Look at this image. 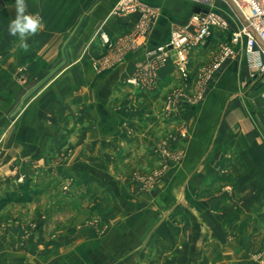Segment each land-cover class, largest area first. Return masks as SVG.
Segmentation results:
<instances>
[{
  "label": "rangeland",
  "instance_id": "1",
  "mask_svg": "<svg viewBox=\"0 0 264 264\" xmlns=\"http://www.w3.org/2000/svg\"><path fill=\"white\" fill-rule=\"evenodd\" d=\"M214 7L232 13L225 2H214ZM146 8L150 17L152 7ZM138 12L142 9L121 14ZM73 33L65 34L62 47L47 48L43 42L55 41L54 35L45 34L35 42L33 35L29 51L13 48L10 66L6 57L12 49L0 47V73L16 76L14 108L0 112V134L4 136L0 138V264H264V175L238 177L236 183L251 186L247 189L241 185L234 191L229 178L220 179V183L216 175L207 170L202 173L204 168L225 162L224 157L233 149L241 162L249 157L252 169L263 167L264 143H220L222 161L219 156L212 157L214 146L187 142L190 131L183 123L176 124L169 134L164 124L172 120V107L184 93L165 95L155 112L151 103L128 107L134 115L132 124L126 126L124 122L121 133L96 145V149L102 147L99 161L103 166L97 169L104 174L94 175L87 169V161L72 158L74 142H67L65 137L53 142L55 135L47 134V128H36L37 139L42 133L52 139L51 143L46 144V138L43 144L24 141L27 105L50 80L70 67ZM7 34L0 31V42ZM110 40L105 43L102 39L110 51L95 61L98 72L122 60V48ZM152 70L150 66L143 73L136 71L124 82L152 88L157 82ZM6 96H0V105L8 101L12 105V98L7 101ZM201 98L193 96L192 100ZM13 118L15 128L10 134L14 133L18 149L8 160L7 134L1 132ZM155 120H160V126ZM207 130L205 135H209ZM70 131H64L66 137L71 138ZM35 150L39 152L32 154ZM206 152L210 157L205 158L206 167H196ZM233 194L238 200L235 205ZM233 214L244 217L224 224L226 228L232 226L233 233L225 232L224 237L215 232L217 218ZM257 219L261 221L255 240L241 239L240 233L253 231L252 223ZM202 222H207L208 228ZM221 243L224 254L218 252Z\"/></svg>",
  "mask_w": 264,
  "mask_h": 264
},
{
  "label": "crops",
  "instance_id": "2",
  "mask_svg": "<svg viewBox=\"0 0 264 264\" xmlns=\"http://www.w3.org/2000/svg\"><path fill=\"white\" fill-rule=\"evenodd\" d=\"M120 1L26 0L27 12L39 14L44 24L43 30L35 35L34 42L50 33L56 40L48 42L46 38L42 46L62 47L65 34L74 32L70 45L74 54L70 67L64 68L50 80L27 105L26 119L23 121L27 136L25 142L43 144V138H46V144L51 143L52 139L44 137L42 133L38 134L40 139H37L36 128H47V134L52 132L55 135L53 142L62 140V137L67 138V142H74L75 154L72 158L87 161V169L93 171L94 175L104 174L97 169L103 166L99 161L102 147L96 149V145L107 142L105 138L111 140L117 133H121L124 122L126 126L132 124L134 115L128 107L140 102L151 103V111L155 112L163 97L175 91L184 93V98L172 107V120L164 124L169 134H172L175 126L183 123L190 131L187 142L201 145L206 143L208 146L212 145L207 147L212 149L214 146L212 157L219 156L222 161L224 154L220 150V143H264V82L260 83L263 77L256 76L248 65L245 37L237 42L233 40V33L241 29L242 20L231 7L232 13L218 9L228 24L225 27L215 26L213 34L204 44L194 45L189 49L188 76L185 77L177 67L175 54L172 52L163 59L164 55L161 56L158 47L170 39L174 29L183 27L189 21L196 4L192 0H139L146 7H152L153 14L148 17L143 11L114 13L113 9ZM219 1L229 5L224 0H215L216 3ZM15 16V0H0V31L8 33L2 37L0 47L12 49L11 52L8 50L6 57L9 66L14 60L10 55H15L13 48L17 47L18 42L17 37L11 36L8 31L9 23ZM103 32L115 41L116 48H122V60L113 68L98 72L93 66L95 61L110 51L103 44ZM32 37L26 41L29 48L32 47ZM227 45L233 49V54L222 58L223 48ZM150 66L157 80L154 87L140 88L124 82L134 72L140 70L143 73ZM15 79V74L8 73L6 76L0 73V90L4 91L0 96L7 95V101L12 98V105L9 101L8 106L0 105V112L14 108ZM198 95L202 97L201 100L193 101L192 97ZM78 113L82 115L77 117ZM159 122L160 120H155V124L158 125ZM5 126L7 130L3 129L1 133L7 134L6 153L10 160L15 157V150L18 149L14 133L10 134V130L14 132L15 118L7 120ZM75 128L77 129L74 130ZM204 129H210L209 135L204 134ZM69 130L71 138L65 135ZM2 137L4 136L0 134L1 139ZM38 152L39 150H35L32 154ZM236 156L233 149L224 157L225 162L212 168L210 166L208 170L204 168L205 158L209 157L206 152L200 156L196 167L204 168L202 173L207 170L210 175H216L218 180L229 178L234 191L241 185L250 189L251 183H236L237 178L251 174L264 175V166L252 169L249 157L246 162H241ZM219 165L225 166L220 168ZM184 169L190 172V168ZM253 185L256 186L255 183ZM254 192H257V188H254ZM232 196L235 205L238 200L234 194ZM234 205L225 207L231 208ZM233 215L218 217L216 225L219 226L215 232H220L224 237H227L225 232L232 234L235 229L232 226L226 228L224 224L228 220L233 222L244 218ZM260 221L261 219L254 220L253 231L248 229L241 232L240 238L255 240ZM204 224L207 226V222ZM222 246L224 243H221ZM219 249L218 252L224 254V247Z\"/></svg>",
  "mask_w": 264,
  "mask_h": 264
},
{
  "label": "built area",
  "instance_id": "3",
  "mask_svg": "<svg viewBox=\"0 0 264 264\" xmlns=\"http://www.w3.org/2000/svg\"><path fill=\"white\" fill-rule=\"evenodd\" d=\"M192 1L195 2L196 7H200V10H194L189 21L183 27L174 29L170 39L158 47V50L161 51V56L164 55L163 59L166 56L165 54L171 51L175 53L177 67L185 77L188 76L189 49L194 45L204 44L213 34L215 26L225 27L228 24L218 8L214 7L215 0ZM233 1L249 25L253 26L264 40V0ZM145 7V5L140 4L137 0H121L115 6L114 12H135L138 8H141L143 13L148 16V8L145 9ZM243 36L246 39L245 56L248 65L254 70L256 76L261 75L262 77L264 75V50L250 32L248 26L242 22L241 29L233 33V40L237 42ZM102 39L105 43H110L111 41L109 35L105 32L102 33ZM231 54H233V49L228 45L225 46L222 58ZM134 82L139 84L138 79H135Z\"/></svg>",
  "mask_w": 264,
  "mask_h": 264
},
{
  "label": "clouds",
  "instance_id": "4",
  "mask_svg": "<svg viewBox=\"0 0 264 264\" xmlns=\"http://www.w3.org/2000/svg\"><path fill=\"white\" fill-rule=\"evenodd\" d=\"M16 16L8 26L11 36L17 37V48L24 52L29 51V44L26 42L31 36L43 30L44 24L39 14L27 12L26 0H15Z\"/></svg>",
  "mask_w": 264,
  "mask_h": 264
},
{
  "label": "water",
  "instance_id": "5",
  "mask_svg": "<svg viewBox=\"0 0 264 264\" xmlns=\"http://www.w3.org/2000/svg\"><path fill=\"white\" fill-rule=\"evenodd\" d=\"M229 5L232 7V9L235 11V13L240 17V19L242 20V22L248 26L250 32L253 34V36L256 38V40L258 41L259 45L263 48L264 50V40L261 38L260 34L258 33V31L251 25H249L248 21L244 18V16L242 15L240 9L237 7V5L235 4V2L233 0H226ZM196 11L200 10V7H196L195 8Z\"/></svg>",
  "mask_w": 264,
  "mask_h": 264
}]
</instances>
